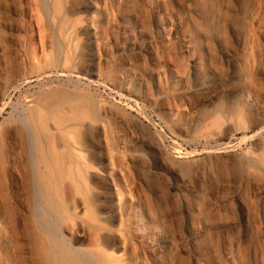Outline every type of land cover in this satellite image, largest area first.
I'll list each match as a JSON object with an SVG mask.
<instances>
[{
	"label": "bare ground",
	"instance_id": "bare-ground-1",
	"mask_svg": "<svg viewBox=\"0 0 264 264\" xmlns=\"http://www.w3.org/2000/svg\"><path fill=\"white\" fill-rule=\"evenodd\" d=\"M241 1L191 0L177 27L184 66L174 61L171 27L156 11L163 4L173 25L174 0H0V116L11 90L7 71L13 69L2 23L28 17L35 46L31 80L59 82L27 101L31 126L24 118V127L0 132V264H248L242 225L223 214L237 204L249 212L252 195L263 207L252 211L253 218L248 213L243 225L255 228V260L264 264V144L239 159L231 155L230 134H218L234 116L244 119L241 105L254 107L255 95L238 94L242 104L231 116L213 111L196 125L200 111H193L187 114L195 128L184 125L194 95L209 93L206 107H218L224 91L217 87L242 79L234 72L223 80L211 58L212 48L236 34L235 19H241L243 34L237 52L225 54L246 76L264 66V0ZM22 27H11L12 39ZM84 80L139 106L144 121L119 111L117 99L109 102L104 90L99 98L84 95ZM258 118L253 129L261 134L264 114ZM156 121L162 131L151 127ZM167 132L184 143L199 136L218 144L208 160L181 163L178 157L192 154L176 150L174 158ZM231 171L243 177V197L213 199L209 183Z\"/></svg>",
	"mask_w": 264,
	"mask_h": 264
},
{
	"label": "rangeland",
	"instance_id": "rangeland-1",
	"mask_svg": "<svg viewBox=\"0 0 264 264\" xmlns=\"http://www.w3.org/2000/svg\"><path fill=\"white\" fill-rule=\"evenodd\" d=\"M190 2H191V0H174L175 19L176 20H174L173 25H170V23H169L170 18L168 16V14H166L167 12H166L164 5L159 4L156 7V11L160 17V20L164 24H168L169 30L171 27V30H170V32L172 34V39H171L172 51H171V54L173 55L172 57H173L174 61L177 62V64H181V65H184V63L187 65V56L185 53L184 45H183L182 41L180 40V37L178 36V28L177 27L180 24L179 22H181L180 18H182L185 15V13L188 9L187 7H188V5H190ZM241 2H243V0ZM24 16L19 17V18H22L23 21L21 19L17 18L18 21L16 23H15V21L12 22V26L8 22L6 23V25H5V23H2V25H1V37H3L2 39H5V40H2V42L4 43L5 47L8 44L7 46L9 47V49H8V47H7V49H8V51L10 50V52H8L7 49L5 48L6 58L8 57V53L11 54V55L9 54L10 58L9 57L7 58V62H9L8 63V70L10 68L9 66H11V68H13V69H10L9 72L7 71L8 74L6 73L8 75L6 78L10 81V83L12 85L9 83L11 90L8 92V94L6 96V98L7 97L8 98L7 99L5 98V102H4V104H7V105L9 104L8 107H7V105H5V112L6 113L4 112L0 116V132L1 133H2V129H3V131L5 130L4 129L5 127H7V128L9 126L10 127H12V126L13 127H20V124L22 125L21 127H24L23 122H22L24 120V118H27L26 121L28 122L29 126H31V107H30L31 104L29 102H27L28 100L29 101L31 100V95L36 94L37 96H39V95L45 96L46 94L51 92V90H55V88L53 86L59 85L58 78H56V77H53V79H41L40 80L39 78H34L31 80V74H30L31 73V57L30 56L33 53V49L35 46H34L32 38L30 37L31 27H29V29H28V26L31 25V22L27 16H25V17ZM236 20L237 19L234 20V24L236 25V26L235 25L234 26H235V28H237V29H235L236 34H234L233 31H231L233 34L230 33L231 36L230 35L228 36V39H227L228 42L225 41V43H227V44H223V42H224L223 41L221 47L219 46V48H216L217 51H215L212 48V50H211L212 56H211V54H210V56L212 58V61L214 62V65L216 67H219V70H220V73L223 77V80H225V79L228 80L234 72L241 73L242 79H239L236 82L234 81L235 83L230 82V81H226L225 83L220 85V87H217V91H219V92L224 91L222 98L220 99L219 102H217L216 106H218V107L214 106V107H211V109H210V107H206L207 104H205V102L209 98V93H205V94H198V95L196 94L197 96L194 95V97H192L193 99L191 100V103H194L197 108H195V106H192V105L190 106V104H191L190 103L185 107V109H187L186 115H188V116L193 111H200L197 114H200V115L203 114L202 117L200 115H198V117L196 116L195 122L203 120L205 117H209L212 114L211 112H213V111L216 112L218 110L221 112L223 110L225 112L227 111L225 113V115L227 114V115L231 116L229 113L233 114V112H232L233 109L234 110L235 109L240 110V107L237 108V105L239 106L242 104L241 101H238V100H240L238 98L239 97L238 94H241L243 90H247V91L250 90L255 95L254 97L256 98L255 100H256L257 105L255 104L254 107L249 108V106L245 107V105L242 104L241 105L242 106L241 112L243 113L244 109L247 110V111L244 110L245 114L244 113L243 114L245 116H242L244 119H242V121L239 122L240 119L239 120L235 119V118H238L239 116H234V120L232 118L233 122L230 123V121H229V122H227L228 124H226V122H224L225 126L223 125L224 127L222 126V128L221 127H220V129L218 128V130L220 131V132H218V134H221V136L223 134L225 136L227 134H230L229 135L230 139L227 141V143H230L231 146L234 147V151L231 153V155L237 156L239 159H242V158H244L243 156H245V153L248 150H250L252 147L254 148L260 142L262 144H264V132L259 134V133H257L258 132L257 130L253 129L254 124H256L259 120L258 117H260L264 114V112H263V110H264V98H263L264 97V74H263L264 69L263 68H264V66L260 67L256 72L251 73V75L250 74L247 75V76L253 78L252 82L256 85L255 86L256 89L254 88L255 90H253V89H251V87L249 88L250 85H248L249 83L246 82L248 80L245 81V79H248V77L246 76V73L248 74V72L245 73V71H243V68L241 66H239L240 64H238L237 61H233L234 63H231L230 62L231 58L227 54H225V53L234 54L238 50V44H237L238 39L237 38L243 34L242 33V30H243L242 26L243 25H242V22L240 21L241 19L237 20V22H235ZM14 23H15V25H14ZM17 23L20 24V27H22L23 25L27 26L28 23H30V24H28L27 27L23 26L22 28H20V30L17 32L18 34L17 33L14 34V36H15V37H13L15 39L14 40L11 37L12 35H10V29H11V27H14V26L16 27ZM21 24H23V25H21ZM23 29L24 30L26 29V31H24ZM16 37L18 39H16ZM17 40H19L18 43H17ZM7 41L9 43L5 44V42H7ZM15 42L17 44H14ZM212 51L213 52L215 51L216 53L215 52L213 53ZM222 52H223V54H222ZM27 55L29 58H26ZM8 59H9V61H8ZM13 59H15V60H13ZM16 62L18 64V66H16ZM25 64H26V66H25ZM186 65H184V66H186ZM18 69H19V71H18ZM258 71H259V73H258ZM18 72H19V74H18ZM9 73H10V75H9ZM244 76H245V79L243 78ZM15 78H17V79H15ZM13 79H15V80H13ZM85 80L90 81L89 79H85ZM85 80L83 81L84 86L83 85L81 86V91L84 95H87V97H89V98L91 97V98L95 99V98H99L102 95V92H103L102 90H104L103 95L106 97V99L108 98V101L110 100L109 102L114 104L113 98L117 99V103H116L117 106L116 107H117V109L119 108V111H121V110L126 111L127 113H131L137 119L144 121L143 116L138 112L139 108H140L139 106H137L135 104H129L127 101H120L119 98L116 97L117 96L116 93H113L110 89L105 90L104 88L100 87L101 90H99L98 86H92L90 84V82L88 83V81H85ZM12 81H13V83H12ZM86 83L89 85H87ZM52 84H53V86H52ZM48 86H50V87L48 88ZM14 87H16V88H14ZM14 89H16V92ZM17 90H19V91H17ZM256 91L258 92L257 94H255ZM28 97H30V98H28ZM110 98H112V99H110ZM200 103H202V104H200ZM199 104H200V106H199L200 109L198 110ZM22 105H24V106H22ZM192 107L194 108V110L193 109L191 110ZM204 107H206V110ZM217 108H220V109H217ZM1 109H2V107H0V110ZM146 110L148 111L149 114H152V112H153L149 108ZM228 110H229V112H228ZM205 111H207L208 113ZM224 111L222 112L223 114H224ZM260 111H262V113H263L262 115H261ZM203 112H205V114ZM241 112H239V113L241 114ZM246 112H248V113L246 114ZM187 113H189V114H187ZM239 113H237V114H239ZM243 114H241V115H243ZM248 114H249V116H248ZM241 115H240V118H242ZM188 116L184 120V125L187 124L186 127L190 131V129L192 130L195 128V126H194L195 123L193 122L192 118H190V116L188 118ZM199 116H200V118H199ZM146 123L149 124L148 122H146ZM237 123H238V125H237ZM17 124H18V126H17ZM154 124H156V125H154ZM154 124L151 127H154L156 129H158L159 131H162L163 125L160 121H156V123H154ZM241 124H242V128L240 127ZM196 125H197V122H196ZM236 126H239V127H236ZM234 128H236L235 129L236 131L234 130ZM245 128H247V129H245ZM240 129H242V130H240ZM237 130H239V131H237ZM39 137H40L39 135H36V139H35L36 144H39L41 142V138H39ZM198 137H196L194 139V141L191 143H184V142L176 139L171 133H168V136H167L168 140H167L166 146L174 158L178 157V154L175 153L176 150H180L185 154L186 153L192 154L191 158L190 157L189 158H179L178 157L177 159L181 163H185L188 161H196V160L200 161L203 159L208 160V158L210 157L209 153L213 150L214 147L217 146L218 142L206 140L203 137H199V139H198ZM201 138H203L204 141ZM172 151H175V152H172ZM239 173L240 172L231 171L230 173L224 174L223 176H218V177H215L214 179H212L211 185L209 183V187H210V195L213 197V199L216 198V195L219 196V200L221 198L225 199L228 196L230 198L235 197L236 202L238 201L239 198L241 199V195L243 197V192H240L241 187H242V183H243V177H242L241 173L240 174ZM224 186H225V188H224ZM259 200H260L259 196L254 197L252 195L251 201L249 202V206H250L249 212L248 211L243 212L237 206L238 205L237 204L235 206V208H233V209H229V208L226 209V213L223 214L224 220L227 222L229 221L230 224L234 223V224H237L239 226L242 225L241 226L242 232H243L242 235L244 237L243 238V242H244L243 244L245 245L244 249L246 251L248 264H257V261L255 260L256 259L255 258V256H256V254H255L256 253V237L255 236H257V235H256L255 228L253 226H251V227L248 226L247 228H246V226L244 227V225H246V223L244 224L243 221L247 217L248 213L251 215V218H253L252 211L255 208L257 210L262 209L261 207H263V204H262V201H259ZM241 222H242V224H241Z\"/></svg>",
	"mask_w": 264,
	"mask_h": 264
}]
</instances>
